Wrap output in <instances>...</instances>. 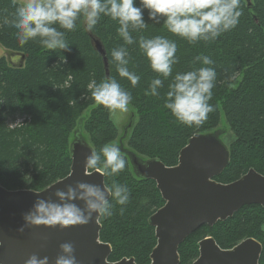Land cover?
<instances>
[{
  "label": "trees",
  "instance_id": "trees-1",
  "mask_svg": "<svg viewBox=\"0 0 264 264\" xmlns=\"http://www.w3.org/2000/svg\"><path fill=\"white\" fill-rule=\"evenodd\" d=\"M147 26L131 32L136 43L127 45L117 34L118 23L101 16L92 31L105 50L109 75L105 76L102 60L92 46L83 20L76 30L66 31L68 50L44 49L36 41L21 44L17 30L4 23L12 18L15 8L11 0H0V46L9 53L24 56L21 66L10 64L0 57V186L8 191L39 192L70 172L69 141L78 121L82 135L94 151L100 153L105 145L120 138L110 112L98 106L92 98L94 85L115 79L130 93V107L135 115L125 148L146 159H158L165 166H175L179 151L195 134H208L226 126L232 134L228 147V166L215 181L228 184L253 169L264 176V0H240L238 25L205 43L195 44L175 36L159 23L149 19L140 0ZM58 30L64 31L63 29ZM157 36L177 45L178 63L172 66V76L163 80L158 96L145 95L151 81L157 77L139 48V38ZM124 47L129 53L130 72L140 77L133 87L127 78L120 77L112 61V51ZM196 56H208L212 65L195 61ZM213 67L215 87L209 104L214 111L200 127L178 124L170 110L164 108L168 85L177 73ZM8 118L22 126L9 127ZM122 155V154H121ZM125 169L117 176H104V184L113 181L126 185L129 202L114 205L113 215L100 217L99 240L109 244L110 262L133 258L135 264H149V255L156 244L154 229L148 218L164 204L151 180H142L131 173L127 158ZM125 210L123 214L120 208ZM214 239L222 250L232 249L251 238L261 245L258 264H264V208L243 206L231 218L212 227L202 226L179 246V264H191L198 256V242Z\"/></svg>",
  "mask_w": 264,
  "mask_h": 264
},
{
  "label": "clouds",
  "instance_id": "clouds-1",
  "mask_svg": "<svg viewBox=\"0 0 264 264\" xmlns=\"http://www.w3.org/2000/svg\"><path fill=\"white\" fill-rule=\"evenodd\" d=\"M15 8L12 18L4 23L14 27L21 44L36 41L44 49L55 51L68 50L66 31L76 30L77 21L83 20L87 30L92 31L101 16H107L118 23L117 34L127 45L136 43L131 32L147 26L140 7L134 6V0H11ZM143 9L149 12V19L159 23L163 18L164 27L171 34L183 38L190 44L198 41L205 43L234 29L242 15L240 0H140ZM63 29L64 31L58 30ZM139 48L149 62L157 77L151 81L145 95L158 96L163 80L172 76V66L178 63L177 45L172 40L157 36L139 38ZM112 61L120 77L127 78L135 87L140 77L128 70L129 53L120 47L112 51ZM212 65L208 56H196L195 61ZM216 71L213 67H201L197 70L177 73L168 85L164 108L170 110L178 124L186 127H200L214 111L209 104L212 89L215 87ZM93 101L110 113L127 112L131 95L115 80H105L94 85L91 92ZM23 124L17 121L9 127ZM126 166V160L116 145H105L100 153L92 151L85 158V175L96 171L105 176L115 177ZM58 202L51 199H37L32 210L23 217L25 223L18 229L23 233L26 228L44 226L47 228L67 229L73 226L87 225L93 217H110L114 205L124 206L129 202L130 192L126 185L113 181L111 185H98L76 181L57 189L54 193ZM74 201L83 202L79 207ZM124 208H120L121 214ZM46 239V238H45ZM43 248L44 245H41ZM75 247L71 242L59 245V254L54 264H77ZM24 264H49V257L41 258L32 253Z\"/></svg>",
  "mask_w": 264,
  "mask_h": 264
},
{
  "label": "water",
  "instance_id": "water-1",
  "mask_svg": "<svg viewBox=\"0 0 264 264\" xmlns=\"http://www.w3.org/2000/svg\"><path fill=\"white\" fill-rule=\"evenodd\" d=\"M87 34L101 57L108 78L109 67L103 45L89 31ZM17 55L24 60V56ZM81 124L80 119L69 141L71 166L66 177L39 192L8 191L0 186V264H24L32 253L41 258L48 256L49 264H54L59 245L65 242L74 245L77 264H135L133 258L109 261L111 247L99 240L101 226L96 213L83 226L64 230L40 226L26 228L23 233L18 231L25 223L24 215L32 210L37 199L58 202L55 191L65 190L67 185L76 181L104 186L101 173L92 171L85 175V158L94 150L82 135ZM219 131L193 135L179 151L176 165L171 167L158 159L141 158L125 148L123 140L128 134L124 133L118 139L120 153L127 158L131 173L139 179L153 181L164 202L148 218L156 240L149 264H179V246L200 227L224 222L243 206L264 208V176L253 169L228 184L214 180L230 160L228 147L220 139ZM74 203L83 207L81 201ZM197 246L198 256L191 264H258L262 251L259 242L251 238L228 250L219 248L211 237L202 239Z\"/></svg>",
  "mask_w": 264,
  "mask_h": 264
},
{
  "label": "rangeland",
  "instance_id": "rangeland-1",
  "mask_svg": "<svg viewBox=\"0 0 264 264\" xmlns=\"http://www.w3.org/2000/svg\"><path fill=\"white\" fill-rule=\"evenodd\" d=\"M9 53V52H8ZM11 53L6 54L5 50L0 46V57H2L3 55L10 61L11 58H14L17 60V58H15L14 56H9ZM15 60L14 64H19L20 62L17 60ZM110 118L112 120V122L114 123V125L117 127L118 132H119V136L121 137L124 133L128 134L131 127L133 126V123L136 121V115L134 113V111L128 107V111L127 112H119L117 111L116 113H110ZM9 121V123H14V118H8L7 119ZM220 130V131H219ZM217 131V130H215ZM218 133H220V139L222 140V142L225 145H229L230 141L232 140V134L230 132L229 129L226 128V126L222 127L220 126L218 128ZM112 145H116L119 150H120V143L117 142H113Z\"/></svg>",
  "mask_w": 264,
  "mask_h": 264
},
{
  "label": "crops",
  "instance_id": "crops-1",
  "mask_svg": "<svg viewBox=\"0 0 264 264\" xmlns=\"http://www.w3.org/2000/svg\"><path fill=\"white\" fill-rule=\"evenodd\" d=\"M5 52H6V51H5ZM6 54H9V53L6 52ZM11 54H12V56H14L15 58H17V60L20 62L18 65L21 66V64H23V61H24V60L22 61L21 58H20V56L17 55V54H19V53H16V54H15V53H11ZM11 54H10L9 56H11ZM20 55H21V54H20ZM2 57H5V56L3 55ZM5 58H6V57H5ZM6 59H7V58H6ZM15 60H16V59H14V58H11L10 61L7 59V61H8L10 64L17 65V64H14V63H15ZM17 60H16V61H17Z\"/></svg>",
  "mask_w": 264,
  "mask_h": 264
},
{
  "label": "flooded vegetation",
  "instance_id": "flooded-vegetation-1",
  "mask_svg": "<svg viewBox=\"0 0 264 264\" xmlns=\"http://www.w3.org/2000/svg\"><path fill=\"white\" fill-rule=\"evenodd\" d=\"M245 2L249 3V0H245Z\"/></svg>",
  "mask_w": 264,
  "mask_h": 264
}]
</instances>
